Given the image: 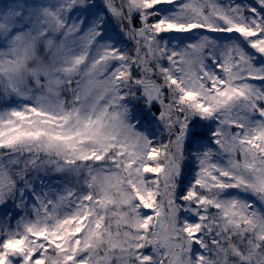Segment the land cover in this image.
Wrapping results in <instances>:
<instances>
[{
    "label": "snow or ice",
    "instance_id": "obj_1",
    "mask_svg": "<svg viewBox=\"0 0 264 264\" xmlns=\"http://www.w3.org/2000/svg\"><path fill=\"white\" fill-rule=\"evenodd\" d=\"M0 264H264V0H0Z\"/></svg>",
    "mask_w": 264,
    "mask_h": 264
}]
</instances>
